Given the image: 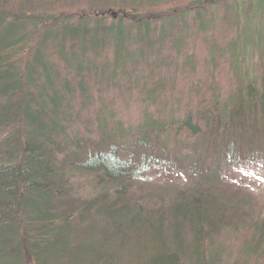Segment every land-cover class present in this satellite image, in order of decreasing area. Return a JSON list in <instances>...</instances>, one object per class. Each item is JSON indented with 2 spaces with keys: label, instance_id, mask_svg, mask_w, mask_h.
<instances>
[{
  "label": "trees",
  "instance_id": "16d2710c",
  "mask_svg": "<svg viewBox=\"0 0 264 264\" xmlns=\"http://www.w3.org/2000/svg\"><path fill=\"white\" fill-rule=\"evenodd\" d=\"M168 3H115L118 11L111 19L96 9L77 15L10 14L0 9V264H84L93 247L83 228L71 220L76 211L96 202L94 213L107 220L108 228L98 241L126 236L140 226L163 246L162 259L169 258L165 262L158 256L153 264H180L188 257L186 249L197 255L198 250L208 251L215 236L238 231L234 215L241 208L235 197L221 193L222 174L228 163L264 170V69L253 76L242 64L258 47L264 56V23L250 28L257 19L254 11L264 13V0H195L181 8L165 6ZM162 5L165 11L159 9ZM214 9L232 20L244 17L242 30L234 38L229 32L220 51L232 59L233 91L222 95L216 89L196 110H184L170 121L147 115L138 124L124 126L100 101L89 109L95 85L103 81L107 87L120 75L130 81L140 64L156 56L157 45L164 49L173 43L178 49L179 32L191 22L196 21L199 33L206 31L211 23L206 17ZM215 49L213 45L209 52L215 54ZM148 68L144 77L150 85L141 94L156 103L162 83L155 80L154 67ZM183 134L196 139L191 152L181 151L176 138ZM175 162L192 165L196 186L172 195L154 211L135 202L117 205L100 193L78 208L72 196L70 176L76 173L99 174L123 185L139 166ZM250 227V237L246 231L241 235L242 251L264 264V221ZM204 256L196 257L215 264L213 254ZM92 258L99 262L103 255Z\"/></svg>",
  "mask_w": 264,
  "mask_h": 264
},
{
  "label": "rangeland",
  "instance_id": "374dc122",
  "mask_svg": "<svg viewBox=\"0 0 264 264\" xmlns=\"http://www.w3.org/2000/svg\"><path fill=\"white\" fill-rule=\"evenodd\" d=\"M169 1L171 3L165 6L181 8L195 0ZM169 1L167 0V2ZM237 1L246 4L250 2V0ZM115 3L126 5L129 0H0V9L10 14L30 15L45 13L77 15L96 9L99 14L111 19L118 11ZM165 6L162 5V8L159 9L165 11ZM221 11L222 9H214L210 15H207L206 19L211 23L206 31L199 33L194 27L195 21L191 22L186 30L183 29L181 33L179 32L181 45L178 49L173 46V43H167L164 49L157 45L154 50L156 56L152 54L149 64L145 62H143L145 64H140L130 81L127 77L123 78L120 75L105 87L101 80L102 82L94 87L95 98H92L89 109L93 111V106H96L100 101L101 104L104 103L108 105L109 109H112L115 118L120 120L124 126L138 124L147 115L170 121L171 116L180 118L184 115V110H196L200 104H203V97L205 99L216 89L222 95L228 94L230 90L233 91L236 88V78L230 64L232 59L225 51L221 53L220 51L223 50L224 42L228 36L232 35L231 37L234 38L235 33L242 30L244 17L238 15L232 20L229 13L223 17L224 12L221 13ZM153 12H161V10ZM254 14L257 19L251 23L252 30L259 29L261 23H264L262 11H258V13L254 11ZM225 26L229 27V31L222 32L221 28ZM166 39L171 42V37ZM213 45H216L217 48L215 54L209 52ZM261 49L258 47L255 52H252V55L249 54L245 58L247 61L242 63L249 67L253 76L263 73L264 56L261 54ZM109 55L105 54L104 58ZM149 65L154 67L156 73L158 72V77L155 80L162 83L157 92L156 103H152L148 97L141 94L148 90L150 85V82L146 80L147 77H144L148 76V72L145 71L150 69ZM119 72L117 70V74ZM126 73H130L129 69L124 72V77ZM164 83L166 89L163 88ZM88 114L85 112L84 115L88 117ZM80 127V130L84 132V124ZM176 139L179 140L182 153L191 152L195 148V138L186 139L183 134ZM243 149L247 150V146ZM173 165L162 166L158 163H149L139 166L135 170L136 175L133 179L126 180L122 183L123 185L101 178L99 174L76 173L73 177L70 176L69 185L73 198L77 199L76 203L80 205L78 208H81L80 203H83V200L97 198L100 193L102 198L112 201L114 204L120 205L123 201L135 202L140 209L149 208L154 211L160 208L164 201L172 198V195L191 192L196 186L195 176L189 169L191 164L175 162ZM229 165L228 163V167L226 166L223 170L221 193L232 197V199L235 197L237 200L235 203L237 202L238 207L241 208L240 212H235L234 215L238 231L234 234L215 236L213 238L215 242L210 244L211 246H206L208 242H205L208 251L202 249L201 253L198 250L197 255H195V250L186 249L185 255L188 257H182L180 264H203V260H197L196 256L202 257L210 253L213 254L212 258L215 259V264H259L242 251L244 239L241 235L246 231L247 238L250 237V226L264 221V170L254 169L253 166L244 165L242 162L236 166L239 169ZM96 204L82 207L74 213L73 220H71L72 225L83 228L82 235L88 243H91L93 249L95 244L97 245L95 250L92 249L87 254L84 253L88 257L84 264H153L157 262L153 261L158 256L160 261H169V258L162 259L165 254L163 246H160L163 248L161 250L147 234V231L140 226H134L126 236L116 234L110 236L107 241H98L103 233H108V228L106 227L107 220L94 213V209L98 206L97 202ZM238 216L239 218H237ZM186 237L189 239L190 235ZM93 255H103V259L95 262L92 258ZM79 259L78 256L74 257V260L78 261Z\"/></svg>",
  "mask_w": 264,
  "mask_h": 264
}]
</instances>
